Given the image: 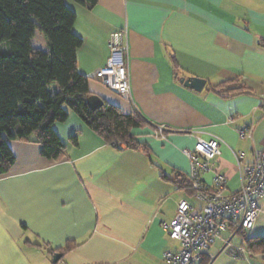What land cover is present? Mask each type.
<instances>
[{
	"label": "crops",
	"instance_id": "obj_1",
	"mask_svg": "<svg viewBox=\"0 0 264 264\" xmlns=\"http://www.w3.org/2000/svg\"><path fill=\"white\" fill-rule=\"evenodd\" d=\"M66 4L82 39L78 71L93 95L146 121L133 134L150 152L105 144L75 114L54 124L66 146L60 161L44 158L37 143L8 142L16 162L0 175V264H54V251L62 255L58 264H166L164 252L178 251L180 241L162 224L175 219L183 200L201 207L176 179L189 181L184 151H193L198 139H220L213 171L201 177L212 186L215 173L224 175V193L231 194L242 179L236 153H246L250 163L253 149L264 150V0ZM117 32L128 47L132 101L96 76ZM192 77L206 81L202 92L181 83ZM226 83L246 92L230 95ZM244 125L253 127V141L239 137ZM259 206L247 238L264 237V199ZM235 229L228 224L199 264H264V253L248 252ZM227 242L244 255L227 252Z\"/></svg>",
	"mask_w": 264,
	"mask_h": 264
},
{
	"label": "trees",
	"instance_id": "obj_2",
	"mask_svg": "<svg viewBox=\"0 0 264 264\" xmlns=\"http://www.w3.org/2000/svg\"><path fill=\"white\" fill-rule=\"evenodd\" d=\"M74 1L92 8L99 0ZM75 22L76 13L66 0H0V175L16 162L10 141L37 143L44 158L60 161L66 146L54 124L65 123L71 114L105 144L121 143L149 155L147 144L133 134L147 126L137 112L124 115L105 101L100 109H90L93 93L89 79L78 71L82 39L74 33ZM37 34L47 40V50L34 46ZM228 85L222 86L230 95L246 92ZM72 143L77 144L76 137ZM180 178L181 186L193 195L190 180L176 176ZM237 233L244 237L248 252L264 253V237L247 238L242 229Z\"/></svg>",
	"mask_w": 264,
	"mask_h": 264
},
{
	"label": "built area",
	"instance_id": "obj_3",
	"mask_svg": "<svg viewBox=\"0 0 264 264\" xmlns=\"http://www.w3.org/2000/svg\"><path fill=\"white\" fill-rule=\"evenodd\" d=\"M110 55L106 64L96 76L109 90L126 101H132V92L122 33L111 35ZM164 129L158 131L163 137ZM241 139L253 141V127L244 125L238 129ZM222 141L218 138L198 139L193 151H184L191 164L189 174L193 198L201 205L197 208L188 201L178 204L177 215L170 223H163V230L171 239L180 241L178 251H166L163 260L166 264H199L214 244L216 237L228 224H236L238 229L249 232L254 228L260 212V201L264 199V150L253 149L252 161L245 163L246 153H236L238 167L242 170L241 185L231 194H225L226 177L215 173L212 186H207L202 173L213 171V162L220 155ZM124 149L118 143L114 146ZM228 251L234 256H243L244 251L226 243Z\"/></svg>",
	"mask_w": 264,
	"mask_h": 264
},
{
	"label": "water",
	"instance_id": "obj_4",
	"mask_svg": "<svg viewBox=\"0 0 264 264\" xmlns=\"http://www.w3.org/2000/svg\"><path fill=\"white\" fill-rule=\"evenodd\" d=\"M181 83L185 87L190 88V89L197 91V92H202L206 86V81L204 79H200V78H196V77L183 78V79H181ZM88 105L92 111H96L104 105V101L100 97L93 95L89 99ZM61 257H62L61 254L54 255L53 263L57 264L60 261Z\"/></svg>",
	"mask_w": 264,
	"mask_h": 264
},
{
	"label": "rangeland",
	"instance_id": "obj_5",
	"mask_svg": "<svg viewBox=\"0 0 264 264\" xmlns=\"http://www.w3.org/2000/svg\"><path fill=\"white\" fill-rule=\"evenodd\" d=\"M33 44H34V46L36 48H40L42 50H47V40L45 39V37H43V36H41L39 34L36 35V37H35V39L33 41ZM247 233L249 234L250 231L247 232ZM236 240H235V242H236ZM227 249H228V247H227ZM227 252H229V251L227 250Z\"/></svg>",
	"mask_w": 264,
	"mask_h": 264
}]
</instances>
